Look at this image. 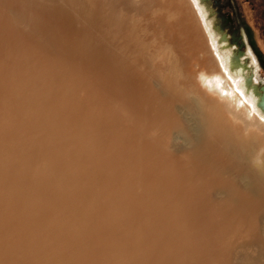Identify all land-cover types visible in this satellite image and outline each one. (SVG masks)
Returning <instances> with one entry per match:
<instances>
[{"label": "bare ground", "instance_id": "obj_1", "mask_svg": "<svg viewBox=\"0 0 264 264\" xmlns=\"http://www.w3.org/2000/svg\"><path fill=\"white\" fill-rule=\"evenodd\" d=\"M212 26L0 0V264H264V118Z\"/></svg>", "mask_w": 264, "mask_h": 264}, {"label": "flooded vegetation", "instance_id": "obj_2", "mask_svg": "<svg viewBox=\"0 0 264 264\" xmlns=\"http://www.w3.org/2000/svg\"><path fill=\"white\" fill-rule=\"evenodd\" d=\"M238 3L237 0H207L205 7L208 18L213 23L212 28L217 29L219 27L222 35L225 36V45L235 53H243L242 60L249 68L248 73L257 78V82H255L258 86L262 83L261 79L264 80V49L258 44L256 35L254 37L246 27L242 6H239ZM261 25L264 29V21H261ZM252 38L253 41L257 39L258 43L253 42ZM251 58L254 60L253 63H250ZM255 68L259 71L261 78L252 73ZM261 88H264V81L258 86V89Z\"/></svg>", "mask_w": 264, "mask_h": 264}, {"label": "water", "instance_id": "obj_3", "mask_svg": "<svg viewBox=\"0 0 264 264\" xmlns=\"http://www.w3.org/2000/svg\"><path fill=\"white\" fill-rule=\"evenodd\" d=\"M207 0H197L200 6H205ZM213 33L218 34V38L216 39L218 46L224 45L226 43L225 36L222 35L219 27L217 29L212 28ZM227 49L229 47L227 46ZM243 53H235L231 52V54L226 59V65L228 67V71L230 73H234L235 71H239V75L243 78V88L245 93H249L251 97L254 99V105L257 110L264 114V88L258 89L252 85V74L246 75V72H249V68L243 62Z\"/></svg>", "mask_w": 264, "mask_h": 264}, {"label": "rangeland", "instance_id": "obj_4", "mask_svg": "<svg viewBox=\"0 0 264 264\" xmlns=\"http://www.w3.org/2000/svg\"><path fill=\"white\" fill-rule=\"evenodd\" d=\"M239 1L238 5L242 6L243 14H244V23L246 27L248 28L249 32H254L260 46L264 49V29L262 28L261 21H264V0H237ZM249 16V17H248ZM248 22V23H247ZM253 41V38H252ZM254 42V41H253ZM252 62H254L253 58H251ZM251 69V67H250ZM252 73H254L256 76L261 78L259 71L255 68L254 71L252 70ZM254 84H257V78L253 76ZM243 80V78H241ZM263 83V78L261 79ZM256 81V82H255ZM261 83V84H262ZM261 84H258L261 85ZM241 89L242 83H241ZM244 96L249 97L252 107L254 103V99L250 96V94ZM254 109V107H253ZM255 110V109H254ZM256 113L259 115V117L264 118L257 110H255Z\"/></svg>", "mask_w": 264, "mask_h": 264}]
</instances>
